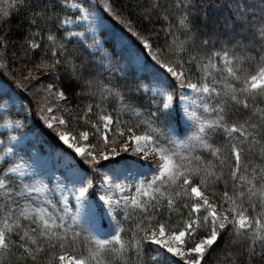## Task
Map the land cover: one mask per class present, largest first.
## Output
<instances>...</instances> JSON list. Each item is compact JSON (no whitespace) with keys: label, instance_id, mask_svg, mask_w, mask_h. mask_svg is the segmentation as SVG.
Listing matches in <instances>:
<instances>
[{"label":"snow or ice","instance_id":"snow-or-ice-1","mask_svg":"<svg viewBox=\"0 0 264 264\" xmlns=\"http://www.w3.org/2000/svg\"><path fill=\"white\" fill-rule=\"evenodd\" d=\"M17 7L31 11L26 71L0 86V147L11 144L0 152V264H64L68 250L80 253L71 264H102L107 251L116 264H202L214 251L227 264H264V108L249 103L264 97V0L258 16L241 3L210 29L194 22L192 0H177L164 18L180 14L179 34L170 24L163 44L115 0H0V20ZM8 44L0 36V67ZM225 74L230 84L218 82ZM110 100L120 108L101 117V130L88 116ZM117 137L137 153L132 163L109 148ZM146 163L150 178L135 167ZM133 188L141 199L124 195ZM122 220L133 222L127 241ZM82 236L89 244L77 248Z\"/></svg>","mask_w":264,"mask_h":264},{"label":"trees","instance_id":"trees-1","mask_svg":"<svg viewBox=\"0 0 264 264\" xmlns=\"http://www.w3.org/2000/svg\"><path fill=\"white\" fill-rule=\"evenodd\" d=\"M76 1L81 2V0ZM35 2L39 3V0H35ZM176 2L177 0H115V7L117 9H124L126 15L130 11L132 14L129 18L132 19L135 27L144 32L145 35L148 34L145 29H151V31L154 33L152 35V40L157 41L158 39V43L163 44L165 43V33L168 30L170 24L173 28V31L179 34L180 14L178 12H173L172 17L167 20L164 18L165 15H167L164 9L170 8V6L175 4ZM29 3H33V0H29ZM192 3L195 5V8L193 10L194 22L198 25L206 26L209 29L213 26V24L222 25L223 22L227 21L230 18H233L237 6L241 3L248 5L250 18L252 16L259 15V11L255 10L254 8V6L258 4V0H192ZM137 4L142 6L141 12H143L144 15L151 13V24L144 23L143 17L138 14L136 9L133 7ZM156 4L163 5V7L153 11L152 5ZM30 11V8L21 10L17 7L11 10L9 18H3L2 20H0V36H3L5 34L7 35L9 44L6 53L10 56V59L15 63V68H20L26 63V61L21 60L22 49L20 48V45L25 39L27 31L29 30ZM205 16L206 20L204 19ZM40 27L44 28V34L46 35L48 26L41 23ZM32 30L35 31V29ZM37 39L39 40L40 37L38 36ZM180 39H183L182 35L180 36ZM44 43H47L46 39L44 40ZM36 55L38 56V53H36ZM245 66L249 67L250 72L254 74V64L252 66ZM218 82L221 84H230L232 81L229 80L227 78V75L225 74L223 77H218ZM249 103L255 104L256 107L264 108V97H257L255 99L249 98ZM104 107L107 109V111L101 112L100 110L93 108L92 113L88 116V120L100 124L102 123L101 117L103 115L108 114L109 112L115 115L116 111L120 108V104L118 100H110L104 105ZM200 114L204 115L206 119L210 118L211 115L210 113H207L204 109L200 110ZM120 118L121 120H131L133 122H135L137 119H141L132 114H124L121 115ZM112 129L115 130L114 124L112 125ZM194 132L195 131H189L188 134L191 135ZM173 151L177 153H182L184 151V148L182 146H175L173 148ZM219 190H223L222 185L219 187ZM144 199L146 200L147 197H144ZM249 215L254 214L249 213ZM122 222L125 229V231L122 233V237L125 241H127L130 235L129 229L131 228L133 222L129 220H122ZM81 244H83L84 247H87L89 244L88 238L82 236L77 242L76 247L79 248ZM221 248H223V244H221ZM231 251L232 250L229 249V252ZM66 254H70L73 257L79 258L80 253L78 251L73 252L72 250H68ZM132 257H135V253H132ZM100 259L102 261V264H116L117 260V258L114 257L111 251L104 252ZM247 259V254H245L243 260L247 261ZM227 262L228 255L225 252L214 251L212 253L207 254V258L206 260L202 261V264H227ZM129 264H135V260L130 259ZM236 264H239V261H237ZM254 264H259V260L255 261Z\"/></svg>","mask_w":264,"mask_h":264},{"label":"rangeland","instance_id":"rangeland-1","mask_svg":"<svg viewBox=\"0 0 264 264\" xmlns=\"http://www.w3.org/2000/svg\"><path fill=\"white\" fill-rule=\"evenodd\" d=\"M72 2H77L79 3V1H76V0H69V3H72ZM75 11V10H71L69 11V16L72 15V12ZM78 14V13H77ZM0 53H3V49H0ZM3 59L6 61L7 63V67H0V86H3L4 83H5V80H7L9 83H11V78L12 76H17L19 75L22 71H26V69L23 68V65L20 67V68H15V63L10 59V56L6 53L3 55ZM15 61V60H14ZM45 83L47 81H44ZM13 87H15V85L13 84L12 85ZM190 93V90L186 91L185 92V95H188ZM196 101V97L194 95L190 96V99H189V103H193ZM194 108H195V104H194ZM202 110V109H200ZM29 123H32V121H29ZM97 123V122H96ZM97 125L100 126L101 130L103 129V121L102 123L98 124ZM181 126L182 127H186L183 125V123L181 122ZM87 127V126H85ZM33 129H36L37 131L39 130L38 129V126L36 124H33ZM81 130H84V128H81ZM87 130L92 132L93 129L91 127H87ZM21 132H25V139H31L32 136L34 135V132L29 130V131H25V129H21L20 130ZM187 131H195V128H188ZM0 133H4L5 135L7 134V130L5 128V126L3 125L2 122H0ZM15 135L19 136L20 133H15ZM116 135L115 133V130L112 129V131L108 134V139L109 141H111L113 139V137ZM5 137L4 136H0V140H3ZM179 139L183 140L185 139L184 136H180ZM90 142L91 143H96V138L95 137H90ZM12 143H15V141H12ZM122 143V141L119 139V137H117L116 139V144L115 145H112L110 144L109 145V148L111 147H115L116 148V152L118 153V157L116 156H113L111 157L110 159L111 160H117L118 159V162L120 164H123L125 162H128V163H132L134 161V159L137 157V153L136 152H133L131 150H123L121 147H120V144ZM131 141L129 142V144L131 145ZM176 146H180V145H176ZM3 147H11V144H5ZM3 147H0L1 148V151H3ZM140 159H147L143 156V154L140 155ZM103 163V161L101 162ZM111 165H106L105 167H110ZM140 172L144 173L145 175L149 176L150 178V173H149V165L146 163L144 165H136L135 166ZM99 179V177H97V180ZM121 180H123L124 178L121 177L120 178ZM135 180L134 179H131L129 178L127 183H130V184H135ZM124 195H130V196H136L137 199H140L141 197L135 192V188L131 189V191H128L126 190L124 192ZM121 217H122V214H121ZM121 217H119V219H121ZM101 227V230L104 232V233H109L112 231V229L115 227V225L110 222L109 220L105 219L102 224L100 225ZM71 257H73L72 255L70 254H66V260L64 262V264H71Z\"/></svg>","mask_w":264,"mask_h":264}]
</instances>
